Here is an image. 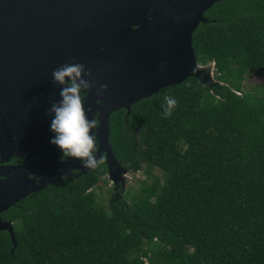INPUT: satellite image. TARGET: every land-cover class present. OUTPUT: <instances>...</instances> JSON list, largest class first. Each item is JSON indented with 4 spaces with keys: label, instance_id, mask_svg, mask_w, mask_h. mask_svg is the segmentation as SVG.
Returning <instances> with one entry per match:
<instances>
[{
    "label": "trees",
    "instance_id": "obj_1",
    "mask_svg": "<svg viewBox=\"0 0 264 264\" xmlns=\"http://www.w3.org/2000/svg\"><path fill=\"white\" fill-rule=\"evenodd\" d=\"M207 15L193 47L221 84L189 78L113 117L117 158L159 180L107 205L90 176L28 197L3 213L18 247L0 231V264H264V0ZM251 74L259 96L243 89Z\"/></svg>",
    "mask_w": 264,
    "mask_h": 264
},
{
    "label": "water",
    "instance_id": "obj_2",
    "mask_svg": "<svg viewBox=\"0 0 264 264\" xmlns=\"http://www.w3.org/2000/svg\"><path fill=\"white\" fill-rule=\"evenodd\" d=\"M146 1L149 5L145 13L153 8L154 14L168 4L167 0ZM224 1L227 0H177L162 17L166 22L160 32L166 38L159 42L144 35L143 40L154 44L157 55L154 61L150 52V63L158 66L145 69L144 86L126 92L128 104L117 98L114 105L102 109L105 134H100V142L107 151L109 179L121 182L131 175L124 169L119 180L112 176L114 167L120 169L110 144L109 119L113 112L122 108L130 111L137 101L181 85L189 78H197L208 87L221 84L215 78L214 62L199 64L193 38L199 26L209 22L205 13ZM142 4L143 0H0V137H4L5 125L14 120L21 108L32 105L30 100L39 98L38 91L48 89L54 69L79 62L91 38H95V49H101L118 38L112 35L117 34L114 29H122L126 35L125 30L136 25L132 18L142 13ZM97 61L104 69H112L99 58ZM133 95L136 98L132 99ZM0 176L5 177L0 181V214L35 191L63 179L51 177L35 186L26 171L18 167H0ZM0 231L11 235L14 253L18 243L13 223L0 219Z\"/></svg>",
    "mask_w": 264,
    "mask_h": 264
},
{
    "label": "flooded vegetation",
    "instance_id": "obj_3",
    "mask_svg": "<svg viewBox=\"0 0 264 264\" xmlns=\"http://www.w3.org/2000/svg\"><path fill=\"white\" fill-rule=\"evenodd\" d=\"M147 2L143 0L142 13L138 12V16L136 17L135 14L133 15L134 19L132 18V21L137 23L125 30L126 35L122 34V29H114L117 31V34L112 33V35L118 38L112 39L109 44H106L101 49H95V38H91V44L84 49L82 58L79 60V63H83L92 72L90 79L93 87L86 99L85 108L87 110L88 106H91L92 111L88 113L90 118L95 112L98 111L99 113V124L95 129L99 142L100 134H105L102 130V109L114 105L113 101L117 98H121L124 104H128L126 92L130 91L132 93L144 86V78H146V76L144 77L145 69L150 68V66H158L157 63H150V52L155 57L154 59L151 58L154 61L157 55L154 44L143 40L144 35L159 42L161 39L166 38L165 35H162L164 33L160 32L161 30L164 31L166 22L165 18L162 17L166 16L167 9L172 10V5L177 0H167L168 4H164L163 8L154 14L153 8H151V11L148 9L146 13L144 12V9L149 5ZM208 12L209 10L205 13L206 18H208ZM145 16H147V19H145ZM170 35L167 37H170ZM91 50L93 51L89 54ZM97 58L110 64L112 69H104L100 62L97 61ZM121 61L122 65H120ZM101 84H107L108 88L102 95H97V90ZM60 88L61 86L54 83L53 76H51L48 89L44 90V92L38 91L36 96L39 98L34 101L30 100L33 104H29L30 106L28 105L26 108H21L20 113L14 117V120L5 125L6 130L2 133L5 135L4 137H0V167H18L24 169L28 178L33 181L35 186L41 184L44 179L57 178L58 176L63 178L56 183H51L35 191L28 197L42 192H49L53 185L62 182L74 183L81 181L86 176H90L92 179L96 177L102 188L106 189V193L109 195L108 204L115 199H123L126 196L124 188L126 184L124 185L119 181L116 182L109 179L111 174L107 162V151L101 148V142L97 158L101 157L103 162L98 167L90 169L83 168L78 159L68 158L62 160V150L50 142V138L54 133L50 130L52 117L48 112L50 108L49 101L60 99ZM156 94L132 104L130 111L122 108L113 112L109 119V134H111L112 121L116 114L125 112L126 117L131 113L134 106L152 98ZM133 98H136V96L133 95ZM111 148L115 159L120 165L119 170L115 167L112 169V176L115 180H119L124 169L129 171V173L131 172L129 164L117 158L112 144ZM3 179L5 177L0 176V181ZM96 191L99 190L96 189ZM22 201L15 206L21 207L20 203ZM0 219L7 221L3 218V213L0 214Z\"/></svg>",
    "mask_w": 264,
    "mask_h": 264
},
{
    "label": "clouds",
    "instance_id": "obj_4",
    "mask_svg": "<svg viewBox=\"0 0 264 264\" xmlns=\"http://www.w3.org/2000/svg\"><path fill=\"white\" fill-rule=\"evenodd\" d=\"M52 76L53 82L61 88L60 99L49 101L50 130L54 133L50 142L62 150V160L74 158L83 168H96L103 162L101 157L97 158L100 142L95 129L99 124V113L95 112L90 118L91 106L85 108L93 87L92 72L83 63L73 62L54 69ZM107 88V84H101L97 95H102ZM177 105L175 96L165 94L161 104L163 115L170 116Z\"/></svg>",
    "mask_w": 264,
    "mask_h": 264
},
{
    "label": "rangeland",
    "instance_id": "obj_5",
    "mask_svg": "<svg viewBox=\"0 0 264 264\" xmlns=\"http://www.w3.org/2000/svg\"><path fill=\"white\" fill-rule=\"evenodd\" d=\"M263 82V79L260 76H256V75H248L246 77V80L244 82L243 85V89L246 92H249L250 94L254 95V96H259L258 93V85L257 84H261ZM155 175H153L152 177H147L145 174H143L142 172L137 173L135 175H130L129 177H125V181L121 180V183H123L125 185V191L126 193L129 192V194L132 193H136L140 187L139 182L140 181H147V183H150L151 180H159V177L162 176L161 172L156 170ZM148 178V179H147ZM100 192V191H97ZM125 193V195H126ZM100 197L102 200H104V203L107 205L108 204V198L109 195H107L106 193V189L103 188L100 192ZM127 202H130L131 199L129 197H127Z\"/></svg>",
    "mask_w": 264,
    "mask_h": 264
},
{
    "label": "built area",
    "instance_id": "obj_6",
    "mask_svg": "<svg viewBox=\"0 0 264 264\" xmlns=\"http://www.w3.org/2000/svg\"><path fill=\"white\" fill-rule=\"evenodd\" d=\"M146 264H148V263H146Z\"/></svg>",
    "mask_w": 264,
    "mask_h": 264
}]
</instances>
